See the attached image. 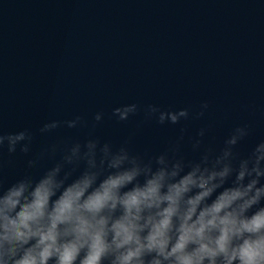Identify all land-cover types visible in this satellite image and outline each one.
<instances>
[{"label": "water", "instance_id": "water-1", "mask_svg": "<svg viewBox=\"0 0 264 264\" xmlns=\"http://www.w3.org/2000/svg\"><path fill=\"white\" fill-rule=\"evenodd\" d=\"M205 101L204 117L178 125L111 115L128 103L198 110ZM76 115L89 127L38 133ZM245 122L253 135L243 152L264 138V0H0V124L31 129L34 151L92 133L159 152L183 127L193 155L188 138L200 128L219 147ZM24 164L17 157L8 178Z\"/></svg>", "mask_w": 264, "mask_h": 264}, {"label": "clouds", "instance_id": "clouds-1", "mask_svg": "<svg viewBox=\"0 0 264 264\" xmlns=\"http://www.w3.org/2000/svg\"><path fill=\"white\" fill-rule=\"evenodd\" d=\"M208 108L128 103L111 115L178 125ZM103 118L95 113L91 128ZM85 127L76 115L46 120L38 133ZM185 132L159 152L92 133L34 151L31 129L0 124V264H264V138L243 152L250 123L219 147L205 144L202 127L189 155ZM17 157L24 168L9 179Z\"/></svg>", "mask_w": 264, "mask_h": 264}]
</instances>
